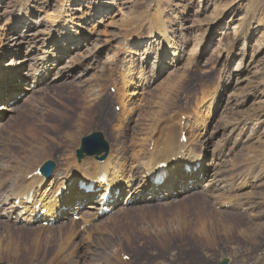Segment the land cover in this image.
I'll use <instances>...</instances> for the list:
<instances>
[{"label": "rangeland", "instance_id": "rangeland-1", "mask_svg": "<svg viewBox=\"0 0 264 264\" xmlns=\"http://www.w3.org/2000/svg\"><path fill=\"white\" fill-rule=\"evenodd\" d=\"M0 7V50L6 54L0 68L15 65L27 75L39 56L33 48L53 32L52 23L65 9L82 25L85 34L79 38L85 43L60 56V66L92 57L77 64L73 74L55 81L53 75L36 89L28 78L21 91L0 100V200L8 195L3 185L12 175L8 165L30 150L46 154L42 163H55L53 178L78 160L82 139L94 133L103 135L111 154L124 146L128 156L155 99L169 93L170 99H162L159 107L174 102L178 110L190 113L204 94L215 95L207 126L191 117L187 138L199 152L207 151V163L220 164L227 186L216 199L202 192L184 198L183 193L169 206H124L118 214L96 221L99 230L89 228L87 235L82 222L25 227L1 216L0 264H219L224 259L230 264H264V0H0ZM159 11L185 51L179 66L155 64L156 44L151 48V43L159 37L151 41L149 35ZM128 40L144 44H130L131 63L118 52ZM148 47L154 53L150 60ZM190 56L195 59L192 66ZM130 67L137 72L144 68L147 84L132 102V114H124L119 110L121 74ZM183 68L187 73L181 80ZM95 81L97 88L104 86L103 94L83 119L84 95ZM203 137L207 144L201 143ZM237 186L243 191L235 193ZM204 224L207 234L202 232ZM65 233L77 234L73 244L65 243ZM84 235L94 243L83 241ZM122 255L130 261H123Z\"/></svg>", "mask_w": 264, "mask_h": 264}, {"label": "bare ground", "instance_id": "bare-ground-1", "mask_svg": "<svg viewBox=\"0 0 264 264\" xmlns=\"http://www.w3.org/2000/svg\"><path fill=\"white\" fill-rule=\"evenodd\" d=\"M78 1L79 0H77V2ZM3 8L4 7L0 9V16H3L1 15ZM97 9H101L99 5L97 6ZM59 16L52 23L53 32H51V34L44 41H42L40 45L33 48L39 56L37 61L30 68V71L26 73L27 75L22 73V70H19V68L17 69L15 65L4 63L5 66L0 68V85L2 84L3 86L0 88L1 101L12 97L15 92L21 91L23 89V84L27 82L28 78L32 81L31 86L38 88L42 84L49 82L50 77L53 75V81H55L64 75L67 76L73 74L77 64H81L85 60L89 61L90 58H92L91 56L78 58L76 61L74 60L72 62L73 66H60L61 62H63L62 59H60V56L68 55V53L73 51L75 46H78V44L83 45L85 43L84 39L82 40L79 38V35L84 36L85 32L82 29V25L77 23V21L72 19L67 14L66 9L63 10ZM20 17H22V14H20ZM17 21L20 20L18 19ZM63 30L70 31V35L65 34ZM73 33H75V35H73ZM71 36H75V41L71 40ZM149 36V40L151 41L153 38L157 39V37H159L158 40L151 43V48L152 44H156L153 47L156 65L161 62L166 65L170 63L179 66L183 62L185 51L183 50V47L179 46L176 42L172 29L167 25L165 19L161 16L160 11L159 13L157 12L153 18L152 30L150 31ZM137 42V45L133 42V44H135L134 46L141 47L144 45L140 40H137ZM124 43V45L119 46L118 52L122 54L124 62L130 61L129 63H131L133 57V53L131 52L132 49L129 47L131 42L128 40ZM133 44L131 45L133 46ZM151 48L149 49L148 47L145 52L146 60L153 58L154 53ZM12 53L13 55L15 54L14 51H12ZM170 56L171 59L169 61ZM190 57L188 65L192 66L195 59L193 56ZM5 60L6 54L4 51L0 50V61L5 62ZM58 62H60V64ZM82 66L84 65H81V68ZM3 68L5 71H3ZM131 68L132 67L124 70L121 74L122 90L120 95L123 94V98H120V104L122 105V111L124 114H132V111H134L135 108L132 109L133 107L131 108L130 106L132 102L138 98L137 96H140L139 91L141 87H143L142 84H147L145 69L143 68L142 71L137 72ZM183 70L185 69L183 68ZM186 73L187 71L185 70L181 76L179 75L181 80H184ZM15 79L16 81H14ZM12 82H14L13 85ZM97 83L98 81H95V83L87 89L84 95L85 106L81 109L80 113L83 119H87L86 109L96 107L99 103L100 97H102L101 95L103 94V90L101 89L104 86L97 88ZM172 87L169 88V92H173ZM30 89L28 88V90ZM169 95L170 93L167 94L166 97L160 98L159 100L155 99L156 103L154 102V104H156V106L154 110L152 109L147 112V124L145 125V129L139 135L134 137V141H132L133 145L131 146L133 149L128 156H126V150L123 149V146V148L114 151L111 156L108 155L105 160H103V158L99 155H88V158L84 157L85 159L81 161L73 159L67 164V168L64 169L62 173L58 174L49 181L42 176L33 175V173L42 165V162L46 160V154L41 156L39 151L33 149L30 150L29 155H26L23 158H15L13 163L8 165V170L12 173V175L14 174L16 178L13 180V176L9 175L3 182V185L7 186L9 190L7 197L0 200V208H2L0 216L8 219L9 222L14 221L16 224L23 220L26 226H30L29 224L33 222L35 214L39 213L41 210L47 209L49 215L52 214L51 216H54L56 211L60 210L61 207L69 205L71 202H75L73 209L74 211H79L80 216L82 215L81 219L83 221V225H89V228L96 226L93 230H99L100 225H96L99 213V203L96 201V197L82 196V194L74 197L70 195L68 200L62 202L57 198V194L63 186H66L72 181H74V183L70 189L73 190V193H79L77 187L80 180L88 182L97 180L102 172L108 174L110 182L113 185L117 188H123L124 194L127 195L126 202H129V204L131 203L129 208L140 206L144 203H149L150 205L165 204L166 206H169L173 201L178 200L177 198L181 196L182 190L189 187V182L191 180L192 182L197 181V183L190 192L183 194L184 198L201 192L210 194L213 199L218 198L219 194L217 193H220L223 188L227 187L226 185H223L225 182L221 178V173L217 168L220 164H217L214 160L213 163H204V167L201 172H203L207 178L205 181L199 180V173L186 175L183 172L185 165L195 166L197 162H201L200 160H202L203 154L207 151L202 149V151L199 152L195 144L189 138H187V143H183L181 141L182 135L185 132L187 133V131L192 128L189 125V123H191V117L194 120V123H199L201 126H204V128L207 126V121L211 116L212 109L216 102L215 95L210 93L204 94L202 102L198 104L197 108L194 109L192 113L186 111L181 112V110L176 108V103L174 102L168 104L167 106L159 107V105L161 106L162 104V99H170ZM164 104H166V101ZM158 108H160V110H158ZM141 111L142 110H140V113ZM188 115L190 122L187 120L186 123L183 124V116ZM201 143L207 144L208 141L204 138ZM251 151L254 153L253 150ZM163 163L169 164L168 171L170 172V175L162 184L158 186H151L149 184L148 177L157 170L159 165ZM243 189L244 188L242 186H237L235 193H239L243 191ZM30 192L33 193V203L29 201L28 196L30 195ZM84 199L90 202L84 208L86 210L85 212L80 210V206L84 204ZM17 201H20L19 205H17ZM78 201H80V203H78ZM238 201L237 203L235 202L236 205H238ZM221 203L222 201L220 202V205ZM230 204L233 206V203ZM38 205H40V211L37 212L35 209ZM115 206H119V203H115ZM14 217H17L16 221L13 220ZM49 220V216L44 219V221ZM74 225L75 222L72 223V226ZM210 225L212 228L219 227V223H211ZM221 225L225 229L229 227L227 223H222ZM201 228L202 232L207 234L208 228L206 225L204 224ZM65 229L67 230L68 228ZM88 232V229H85L84 234L87 235ZM76 235V233L66 234L64 240L65 243L68 245L73 244L72 242H74V239H77ZM85 235L82 237L84 238L83 241L89 240L90 243H94V240L90 237H88V239L85 238Z\"/></svg>", "mask_w": 264, "mask_h": 264}, {"label": "water", "instance_id": "water-1", "mask_svg": "<svg viewBox=\"0 0 264 264\" xmlns=\"http://www.w3.org/2000/svg\"><path fill=\"white\" fill-rule=\"evenodd\" d=\"M109 145L105 141L103 135L101 133H94L89 137H86L82 141V149L77 152V158L81 161L86 155H102L108 154ZM55 168V164L53 162H48L45 165L43 171L46 175H50ZM229 261L226 259L221 264H228Z\"/></svg>", "mask_w": 264, "mask_h": 264}]
</instances>
